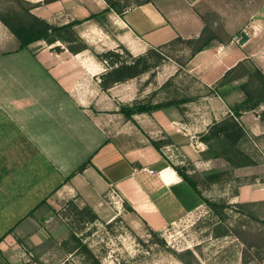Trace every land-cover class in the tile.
Masks as SVG:
<instances>
[{"label":"crops","instance_id":"0c3cea01","mask_svg":"<svg viewBox=\"0 0 264 264\" xmlns=\"http://www.w3.org/2000/svg\"><path fill=\"white\" fill-rule=\"evenodd\" d=\"M21 1L31 16L51 26L77 21L72 31L86 48L72 53L60 41L51 45L37 41L19 49L17 39L0 22V184L10 174L11 163L25 164L28 154L38 156L56 180L31 209L42 199L45 202L27 216L29 209L13 233L19 237L35 233L37 224L52 219L46 216L48 211L70 201L89 207L103 220L110 209L105 199H112L137 222L158 230L197 209L201 198L151 144L170 140L183 158L199 164L195 170L206 182H215L217 173L200 162L210 150L205 144L202 149L201 142L200 149L188 144V130L181 123L184 104L125 118L120 107L145 99L150 77H143L142 85L135 77L103 90L101 78L111 66L98 57L122 46L134 58L178 37H199L203 23L191 3L147 0L118 14L107 10L105 0ZM226 52L236 57L235 65L219 74L218 58L202 76L204 83L216 82L242 60L236 48ZM173 75L167 66L156 71L152 76L156 90ZM139 86L144 89L141 97ZM212 117L217 120L218 114L212 112ZM83 163L88 164L73 174Z\"/></svg>","mask_w":264,"mask_h":264},{"label":"rangeland","instance_id":"374dc122","mask_svg":"<svg viewBox=\"0 0 264 264\" xmlns=\"http://www.w3.org/2000/svg\"><path fill=\"white\" fill-rule=\"evenodd\" d=\"M108 1L114 9L123 11L147 0ZM183 1L191 3L201 18L203 38H214L208 48L193 55L194 45L178 37L134 58L128 52H117L120 62L138 59L135 70L145 71L136 77L139 85L143 77H150V92L136 103L187 101L180 108L181 123L189 132L188 144L200 149V136L214 121L212 112L218 114V121L230 106L242 101V85L254 96L262 91L264 0ZM28 10L21 0H0V22L2 19L13 26L30 22ZM242 33L247 35L243 43ZM230 48L241 51L239 66L220 86V79L204 83L202 76ZM162 66L173 68L174 75L156 90L152 76ZM142 90L139 86V97L144 95ZM262 101L254 110L242 113L245 134L236 146L228 148L215 140L210 142L213 150L206 145L210 151L206 158L201 156L200 162L207 163L204 169L217 173L215 182H206L203 173L195 170L197 163L183 158L170 140L160 142L159 150L169 165L186 175L201 200L211 206L202 200L197 209L159 230L143 226L127 214L125 207L106 198L110 209L103 220L87 206L70 201L57 211H48L46 216L52 219L37 224L35 233L19 237L12 232L5 236L56 184L53 173L38 156L28 154L25 164L22 160L11 163L10 174L0 184V264H264V96ZM216 153L247 166L230 165ZM116 209L118 214L113 213Z\"/></svg>","mask_w":264,"mask_h":264},{"label":"trees","instance_id":"16d2710c","mask_svg":"<svg viewBox=\"0 0 264 264\" xmlns=\"http://www.w3.org/2000/svg\"><path fill=\"white\" fill-rule=\"evenodd\" d=\"M105 2L107 3V6H108L107 10L112 9L118 14L121 13V10L114 9L112 4L108 0H105ZM1 22L10 30L13 36L17 39L19 43V49H25L30 44L37 42V41H44L48 45L54 44L57 41L66 42L68 44L67 49L72 53L80 52L86 48L85 45L79 41V39L76 37V35L72 31L73 26L78 24L77 21L68 23L60 27L51 26L45 21L39 18H36L34 16L31 17L30 22H19L15 26L9 24L7 21L2 20V19H1ZM204 30H205V27H203L202 33ZM202 33L199 37L195 39H188V42L194 45L192 48L193 55L208 48L210 46V43L214 39V38L204 39L202 36ZM74 43H78L79 45L73 47L72 44ZM54 49L55 51H60L59 46H56ZM120 49L123 52L127 53V51L122 46L120 47ZM98 57H101L105 60L109 59L110 60L109 64L111 66V69L106 74H104L101 78V87L103 88V90H106L113 84L122 83L129 79H133L139 76L140 74H142L143 72H145V71L138 72L135 70L138 59H134V61L130 63L120 62L118 60L119 54L116 51H107L101 55H98ZM238 66H239V63L235 67L226 71L224 75L220 78L218 85L220 86L221 83L228 77V75L233 70H235ZM241 90L242 92H244L245 98L239 103L230 106L228 113H226L224 117H222L218 121L217 120L212 121V124L207 127V132L200 136V142L207 145L209 149L213 150L210 144V142L213 140L219 141V143L222 146H225L228 148H233L234 146H236V144L243 138L245 134L244 126L240 121V117L242 116V113L246 111L254 110L263 102L262 100L264 96V84L262 86V91L259 93L260 95L254 96L253 95L254 92L249 91L244 85H242ZM185 103H187V101H184V100L175 101V102L168 101L165 103H158L155 105L135 103L131 106L120 107L119 113H121L125 118L131 119V116L134 114L149 113L152 110L156 111V110H161V109H165L168 107L179 108L181 105ZM151 144L157 151H159L160 141L159 142L151 141ZM216 156L222 157L221 155H218L217 153H216ZM222 158L226 162H228L230 165H233L236 167L247 166L246 164H242V165L235 164L230 158H226V157H222ZM87 164L88 163H83L81 166L78 167V169L73 174L80 173ZM173 168L177 172V174L200 197V193L198 192L195 184L186 175H184L180 170L176 169L175 167ZM68 179L69 177L63 179L61 182H66L68 181ZM56 188L57 187H55L50 192V194L53 193L56 190ZM202 200L205 203H207L209 206H211L210 203H208L206 200L204 199ZM44 202H45V199H42L33 209H31L27 213V216L32 214V212L36 208H38L40 205H42ZM94 218H95V215H94ZM12 232H13V228L8 229L5 232V236L9 235ZM1 241H2V238H0V242Z\"/></svg>","mask_w":264,"mask_h":264},{"label":"bare ground","instance_id":"6f19581e","mask_svg":"<svg viewBox=\"0 0 264 264\" xmlns=\"http://www.w3.org/2000/svg\"><path fill=\"white\" fill-rule=\"evenodd\" d=\"M221 63L218 67H216V71L217 73H221L224 69H226L227 67H232L233 65H235V62H236V57L234 55H232V53H227L225 52L223 55H221L219 57ZM202 145V149H205V146L204 144H201ZM171 171V173L173 174V170L172 169H169Z\"/></svg>","mask_w":264,"mask_h":264},{"label":"water","instance_id":"95a60500","mask_svg":"<svg viewBox=\"0 0 264 264\" xmlns=\"http://www.w3.org/2000/svg\"><path fill=\"white\" fill-rule=\"evenodd\" d=\"M241 42L243 43L244 41H246L247 40V35L245 34V33H242L241 34Z\"/></svg>","mask_w":264,"mask_h":264}]
</instances>
